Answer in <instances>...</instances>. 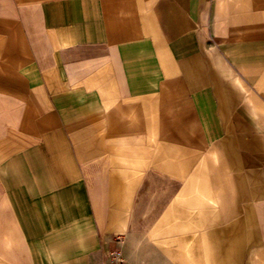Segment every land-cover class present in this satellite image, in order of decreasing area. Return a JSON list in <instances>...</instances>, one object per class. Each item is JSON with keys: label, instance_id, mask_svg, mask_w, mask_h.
Returning a JSON list of instances; mask_svg holds the SVG:
<instances>
[{"label": "crops", "instance_id": "0c3cea01", "mask_svg": "<svg viewBox=\"0 0 264 264\" xmlns=\"http://www.w3.org/2000/svg\"><path fill=\"white\" fill-rule=\"evenodd\" d=\"M146 212L147 264H264V0H0V264H140Z\"/></svg>", "mask_w": 264, "mask_h": 264}, {"label": "rangeland", "instance_id": "374dc122", "mask_svg": "<svg viewBox=\"0 0 264 264\" xmlns=\"http://www.w3.org/2000/svg\"><path fill=\"white\" fill-rule=\"evenodd\" d=\"M150 214H148V212H146L142 218V221H141V228H140V232L138 233V236H139V239L141 241H143V244L139 245L141 247V251H142V256H143V259L141 261L140 264H147V254H148V251H149V244H148V236L154 231V227H149V220H148V216ZM161 223V222H160ZM158 232V236L160 235H164V233L161 234V232H164V228H157L156 230ZM156 232V233H157ZM154 233V232H153ZM152 233V234H153ZM163 238V237H162ZM159 239V238H158ZM161 246H163V244H161ZM116 253H117V248L114 246L112 251L110 252V256H109V264H117L118 261L116 259ZM124 264H137V263H133L130 261L127 263V260L124 259Z\"/></svg>", "mask_w": 264, "mask_h": 264}, {"label": "built area", "instance_id": "2783aa9c", "mask_svg": "<svg viewBox=\"0 0 264 264\" xmlns=\"http://www.w3.org/2000/svg\"><path fill=\"white\" fill-rule=\"evenodd\" d=\"M116 259L118 261L117 264H123V259L121 258V253L120 252L116 253Z\"/></svg>", "mask_w": 264, "mask_h": 264}]
</instances>
